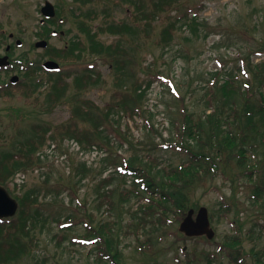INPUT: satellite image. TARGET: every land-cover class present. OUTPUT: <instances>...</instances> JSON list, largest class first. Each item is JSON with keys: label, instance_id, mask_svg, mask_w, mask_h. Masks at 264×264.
Instances as JSON below:
<instances>
[{"label": "rangeland", "instance_id": "1", "mask_svg": "<svg viewBox=\"0 0 264 264\" xmlns=\"http://www.w3.org/2000/svg\"><path fill=\"white\" fill-rule=\"evenodd\" d=\"M43 1L0 0V24H4L1 26L7 31L17 32L24 40V45L15 49V57L25 54L21 58L26 57V63L30 60L37 66L46 58L44 49L33 46V32L37 30L40 18L38 8ZM49 1L58 7L64 4L74 6L72 0ZM173 2L175 9L171 12L170 20L175 21L176 28L171 45L166 48L140 45L133 51L135 77L132 79L144 85L148 74L155 73L150 86L146 88L144 100L151 115L146 114L145 118L115 115L116 121L110 120L114 127H120L122 137L130 142L123 139L120 143L121 138L114 137L111 145L104 142L106 147L83 150L71 139L48 140L38 152L42 160L40 167L19 172L16 179L8 183L11 195L32 188H45L43 181L47 178L48 186L53 190L47 200L39 201L38 207L46 219L44 224L42 218L36 222L31 232L35 246L30 254L23 257V264H96V243H86L81 238L88 219L84 216L86 209L93 211L95 223L99 220L116 222V233L119 232L122 237L120 248L125 264H233L230 255H235L237 249L242 254L237 264H264V252L261 253L264 248V199L258 201L253 197L251 183L254 181L243 173L247 165L238 166L235 159L231 162L224 158L217 161L215 177L208 178L204 186L196 187L189 193L190 202L205 206L208 213L213 215L211 227L214 236L209 241L205 237L184 241L176 238V233H180L179 222L175 218L152 233L149 225L141 227L138 224V218L127 225L128 210L135 208L137 198L131 194L128 201L121 199L120 191L128 189L133 182L131 176L120 175L122 171L118 170V166L121 160L133 159V162L156 174L157 180L160 179L158 171L161 168L177 165L186 158L184 151L166 145L167 140L175 139L172 123L177 125L179 122L183 103L190 111L200 113L204 108L207 81L214 71H221V81L223 76L230 73L237 75V85L241 91L246 85L245 80L250 82L252 79L248 63L264 60V50H258L264 45V0ZM116 4L109 20L131 21L134 5L119 0ZM192 17L199 23L196 31L191 29ZM102 19L104 16L99 15L94 24ZM167 21L162 15L154 22V26H157L155 30H159ZM69 26V22L63 25L64 28ZM75 32L73 26V31L63 38L51 37L49 44L61 47ZM99 38L106 43L116 40V36L109 34H102ZM141 66L143 70L140 71ZM99 67L107 83L87 90L82 97L103 107L113 91V75L107 65L100 64ZM0 77L6 76L1 74ZM37 78L45 79V72L38 70ZM45 91L46 88L42 86L28 99L18 93L0 97V150L8 147L5 142L8 137L26 135L32 122L55 126L69 119L70 101L61 102L51 111L44 110ZM35 96L39 104L33 103ZM257 97L258 94L254 92L251 97L254 104ZM235 99L239 109H242L243 95L238 93ZM259 124L264 133V124ZM256 143V150L246 151L249 153L246 163H253L256 169L253 178L264 173V137L257 136ZM112 161L115 163L110 165ZM111 174L114 205L110 210H105V205L97 206L96 187L100 178ZM82 175L85 176L80 181ZM222 205H226L227 210L222 209ZM68 215L73 216L72 223L64 224L63 219ZM57 218L62 220L61 226L55 221ZM253 251L258 254L253 255Z\"/></svg>", "mask_w": 264, "mask_h": 264}, {"label": "trees", "instance_id": "2", "mask_svg": "<svg viewBox=\"0 0 264 264\" xmlns=\"http://www.w3.org/2000/svg\"><path fill=\"white\" fill-rule=\"evenodd\" d=\"M72 1L75 6L66 7L63 11L65 21H70V26L64 31L67 35L73 31L74 26L76 32L61 47L53 46L49 50L50 58L58 61L61 69L48 73V89L43 102L46 106L44 110L51 111L61 102L70 101L71 115L66 122L55 126L41 122L31 124L28 131L30 136L12 138L11 149L0 153V184L6 188H9L10 179L18 171L25 172L34 166L40 167L42 160L39 155L36 156V151L46 142V132L51 131L49 140L71 139L83 150H92L96 147H106L104 142L110 144L114 137L121 138L120 143L124 140L130 142L122 137L120 127H114L110 123V120L116 121L115 115L129 118H145L144 115H151L144 105V100L146 88L150 86L155 73L148 74L149 78L145 79L144 85L137 82V79H132L135 77V69L132 66L133 51L140 45L159 48L171 45L176 28L175 21L170 20L171 12L175 9L174 0H119L135 7L131 21L120 22L109 20L111 10L118 0ZM99 15H103L104 19L94 24ZM162 15H165L168 21L159 30H155L157 26H154V22ZM192 23L191 29L196 31L199 23L195 17H192ZM102 34L116 36V40L106 43L99 38ZM258 50H264V45ZM100 64L107 65L113 75V91L108 103L103 107L80 96L92 87L107 83ZM248 64L252 79L250 82L245 80L246 85L241 91L237 85V75L230 73L223 76L221 81V71L217 70L207 81L204 108L200 113L190 111L183 103L179 122L177 125L172 123L175 139L167 140L166 145L184 151L186 158L177 165L161 168L158 171L160 179L157 180L156 174L140 163L133 162V159L121 160L119 166L124 173L120 175L133 178L130 187L120 191L121 199L128 201L131 194L137 198L135 208L128 210L127 225H131L132 219L138 218V224L141 227L149 225L152 233L159 227L168 225L172 218L180 222L190 207H199L198 203L190 202L189 193L196 187L204 186L208 178L215 177L218 170L217 161L222 158L227 162L235 159L238 166L245 163L247 167L243 169V173L250 181H254L251 183L253 197L258 201L264 199V173L253 178L256 173L255 166L253 163H246L249 155L246 151L256 150L257 136L264 137L259 128V123L264 124V60L255 64L250 61ZM29 78H33V72H27L24 81L15 86L18 93L27 99L37 88V83ZM10 92L7 90L6 94ZM254 92L258 94L256 104L251 100ZM238 93L243 95L242 109H239L236 103L235 95ZM113 162L110 165L115 163ZM84 176H80L79 180ZM111 179L112 174L100 178L96 187L97 206L105 205V210H110L114 205ZM43 184L45 188L37 187L16 193L14 197L18 202L17 213L10 218L0 219V264H23V257L32 252L35 244L31 232L38 219L42 218L43 224L46 219L38 207L39 201L47 200L48 195L53 193L48 186L49 178L44 180ZM71 192L76 195L74 191ZM221 208L227 210L226 205ZM84 216L88 219L85 232L81 236L96 243V264H125L120 248L122 237L119 232L116 233V222L99 220L95 223L94 213L88 209L85 210ZM209 217L213 221L211 213ZM72 219L73 216L68 215L63 221L72 223ZM168 220L170 222H167ZM55 221L61 224L62 220L57 218ZM176 238L183 241L186 239L181 233H176ZM263 252L264 248L261 253ZM257 254L253 251V255ZM230 257L233 264L240 263L238 251Z\"/></svg>", "mask_w": 264, "mask_h": 264}, {"label": "flooded vegetation", "instance_id": "3", "mask_svg": "<svg viewBox=\"0 0 264 264\" xmlns=\"http://www.w3.org/2000/svg\"><path fill=\"white\" fill-rule=\"evenodd\" d=\"M49 0H44L43 3L39 6L38 11L40 18L38 19V28L33 32L34 34V43L38 40H47L49 44V39L55 37L58 34V27L60 26L61 16H57L56 12L53 17L43 16L42 7ZM54 8L57 10L58 7L56 4H53ZM26 15V13H25ZM3 24V23H1ZM0 24V58L7 56L10 63L7 66H0V75L3 74L6 77H0V91L6 89L8 82L13 75H18L24 73V67L26 64H22L24 59L15 58V49L21 48L24 45V40L22 37L17 35V32L13 30L7 31ZM4 25V24H3ZM25 55V54H23ZM23 55L21 57H23ZM47 59V55H45Z\"/></svg>", "mask_w": 264, "mask_h": 264}, {"label": "water", "instance_id": "4", "mask_svg": "<svg viewBox=\"0 0 264 264\" xmlns=\"http://www.w3.org/2000/svg\"><path fill=\"white\" fill-rule=\"evenodd\" d=\"M42 11L45 15L54 14L52 4L49 2H46L42 7ZM36 45L46 46V42H37ZM43 65L49 70H55L59 67L56 62L50 60L46 61ZM17 205V201L8 194L4 187L0 186V218L12 216L17 210ZM193 213L194 209L191 208L188 210L186 216L179 224V231L187 236L206 235L207 238H212L214 231L210 227L207 208L204 206L199 207L195 217H193Z\"/></svg>", "mask_w": 264, "mask_h": 264}]
</instances>
